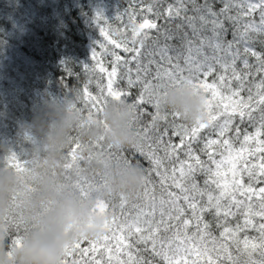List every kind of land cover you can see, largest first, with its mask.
<instances>
[{
    "label": "snow or ice",
    "instance_id": "6c2138e0",
    "mask_svg": "<svg viewBox=\"0 0 264 264\" xmlns=\"http://www.w3.org/2000/svg\"><path fill=\"white\" fill-rule=\"evenodd\" d=\"M130 8L116 16L127 20L112 34L100 27L106 43L99 47L110 55V68L94 48L81 99L92 119L109 99L131 98L138 142L127 150L99 141L97 147L124 163L139 154L150 166L135 197L100 199L103 181L85 174L80 141L73 138L65 181L84 199L96 195L97 210L110 212L111 220L104 235L68 246L63 264H155L156 258L160 264H264V50H256V44L264 49V0H133ZM105 19L98 11L97 23ZM93 83L96 95L89 91ZM180 85L203 92L205 118L189 125L177 123L179 113L161 114L160 96ZM148 105L154 113L145 111ZM5 161L24 182L18 195L35 192L29 162L15 152ZM8 222L11 256L30 228L17 196ZM249 229L258 235L250 237Z\"/></svg>",
    "mask_w": 264,
    "mask_h": 264
},
{
    "label": "clouds",
    "instance_id": "9594fccd",
    "mask_svg": "<svg viewBox=\"0 0 264 264\" xmlns=\"http://www.w3.org/2000/svg\"><path fill=\"white\" fill-rule=\"evenodd\" d=\"M81 100L80 88L74 87L63 97L47 101L32 121L23 125L31 146L21 154L28 158L35 192L18 195L24 182L5 161L13 150L0 145V264H63L65 249L74 241L106 232L111 213L97 210L96 195L84 199L65 181L63 165L74 137L78 136L85 157L81 164L85 174L103 181L98 189L100 199L121 193L135 197L143 188L146 171L139 161L124 163L97 147L99 141L127 150L137 143L138 109L129 101L109 99L100 116L89 119L79 107ZM159 101L161 112L179 113L190 124L206 117L205 96L192 86L168 87ZM14 196L21 200L30 228L9 256L14 229L8 217Z\"/></svg>",
    "mask_w": 264,
    "mask_h": 264
},
{
    "label": "trees",
    "instance_id": "16d2710c",
    "mask_svg": "<svg viewBox=\"0 0 264 264\" xmlns=\"http://www.w3.org/2000/svg\"><path fill=\"white\" fill-rule=\"evenodd\" d=\"M149 2L151 0H144V3ZM132 4L133 0H0V58L8 63L0 78V118L8 131L0 133V139L4 140L0 145L10 146L21 163L28 160L21 152L31 146V141L22 131L25 122H31L47 101L63 97L74 87L83 89L89 79L84 66L95 64L92 59L94 48L100 53L103 65L110 68V55L99 47L100 43H106L100 27H105L110 34L112 30L121 28L127 17L118 20L116 16L123 15L126 9L131 10ZM221 6L219 3L215 5L217 9ZM98 11L106 17L99 24L96 21ZM255 18L258 22V13ZM141 20L142 16L137 15V22ZM158 23L163 24L164 21ZM112 38L120 39L114 34ZM231 38L229 34L228 39ZM256 50L264 49L256 44ZM250 62L254 63V58H250ZM120 83L123 87L125 82ZM89 91L96 95L95 83L89 85ZM136 91L133 89L134 94ZM128 101L131 102V98ZM79 107L87 115L82 100ZM145 111L154 113L155 110L148 105ZM149 119L148 115L143 117L144 121ZM157 123L164 126L163 121L158 120ZM177 123L190 125L183 119H178ZM253 130L248 127V131ZM174 139L178 141L179 138ZM125 155H130V152ZM201 158L206 159L205 156ZM132 160L139 161L145 169L150 166L149 161L139 154ZM153 179L158 180L155 176ZM197 179L202 183L203 176L198 175ZM247 234L250 237L258 235L255 229H249ZM87 246L82 244V247ZM254 258L259 259L258 254ZM155 264H160L159 258Z\"/></svg>",
    "mask_w": 264,
    "mask_h": 264
},
{
    "label": "rangeland",
    "instance_id": "374dc122",
    "mask_svg": "<svg viewBox=\"0 0 264 264\" xmlns=\"http://www.w3.org/2000/svg\"><path fill=\"white\" fill-rule=\"evenodd\" d=\"M40 3H43V2H40ZM37 5V4H36ZM23 32V31H22ZM8 64L4 61V59H1L0 58V78L3 76V72L5 70V65ZM13 65V64H12ZM11 65V66H12ZM6 125L5 123L3 122L2 118H0V133L3 132V133H6L8 130L6 128H4ZM4 140L3 139H0V143L3 144ZM18 145L14 144V147H17ZM19 148V147H17Z\"/></svg>",
    "mask_w": 264,
    "mask_h": 264
}]
</instances>
